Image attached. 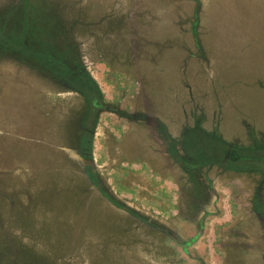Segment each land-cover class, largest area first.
Returning a JSON list of instances; mask_svg holds the SVG:
<instances>
[{"label":"rangeland","instance_id":"1","mask_svg":"<svg viewBox=\"0 0 264 264\" xmlns=\"http://www.w3.org/2000/svg\"><path fill=\"white\" fill-rule=\"evenodd\" d=\"M199 129L264 146V0H0V264H264L259 204L189 217L196 183L178 232L149 145Z\"/></svg>","mask_w":264,"mask_h":264},{"label":"crops","instance_id":"2","mask_svg":"<svg viewBox=\"0 0 264 264\" xmlns=\"http://www.w3.org/2000/svg\"><path fill=\"white\" fill-rule=\"evenodd\" d=\"M137 117L138 116L135 115L134 117H132V119L139 120L136 119ZM159 125L160 128L168 133V130L164 125ZM154 127L156 130L160 129L157 125ZM189 130L192 131V129ZM156 139L155 137H152V142H156ZM157 143H152L151 145H149L150 149L151 147H154V150L149 151L152 158L148 159L150 162H146V165L151 170V172L155 170V165L158 166L157 170H160L161 173H156V171L153 172L156 179H162L163 176H165V178L172 177L173 179L181 182V185L179 184L178 186L171 181H165V184H168L171 187L174 186L176 189L173 204V206H176V211L175 213L173 212L172 215L181 218V220L179 221L178 231L181 235H185L190 231H194V234L197 235L200 231L193 224L188 226L183 223L184 218L187 216V210L185 208L187 204L186 201L194 197L190 194L196 183H202L198 186H202V188L205 189L208 198L205 205L201 207V209H198L197 212H188L189 217H192L194 215L206 216L212 212L219 214L223 210L222 202L225 201L229 202L231 212L235 208L240 210L242 209V207H246V213H249L250 211V214L252 213V208H255V206H258L259 204V206H261V214L264 216V176L262 180H247L246 176H244V174L241 172L242 162L246 161L254 163L255 165L252 167V169L259 167L258 163L261 166L264 164V146L245 145V147L240 148L229 144L227 146L225 145L224 149L222 150L220 145L221 141L216 137L215 134H212L210 132L206 133L203 130L199 129V134L195 135V145L197 148L199 147V145H203L207 149L206 151L207 153H209V155L207 154L206 157H203V160L198 165H187L186 160L184 161V158L186 156L185 153L178 144L175 146L173 145L172 139L166 141V143L168 144L167 148L161 151L158 148L160 145ZM119 145L120 147L118 152H121L122 144H120V141ZM129 145H131V148L137 149L138 152L143 151L141 149V146H138L135 143L134 139L130 142ZM258 150H260L258 152L260 153L259 156H255V159H251L254 155H256L255 152ZM248 151H250L251 153H248ZM142 154L144 156L147 153L143 152ZM174 154H177L182 158V160H178L177 156ZM222 158L227 161L225 163H222ZM128 159L129 157L124 154L122 160L128 162ZM139 162L142 163L143 161ZM177 164H179V167H182V169L184 170V175L190 179L189 181H187L190 184L188 189L186 188L185 181H182L184 179L174 173V167L177 166ZM194 175L198 176V178H193ZM177 192H179L178 196H176ZM182 192H186L188 194L187 200H185L182 196L183 205L180 202V194ZM169 215H171V213Z\"/></svg>","mask_w":264,"mask_h":264},{"label":"flooded vegetation","instance_id":"3","mask_svg":"<svg viewBox=\"0 0 264 264\" xmlns=\"http://www.w3.org/2000/svg\"><path fill=\"white\" fill-rule=\"evenodd\" d=\"M193 148L198 150V151L196 152V153H198V154H197V157H198V158H200L203 154H206V155L208 154V155H209V153H207V151H206L207 149H206L203 145H199V147H198L199 149H198V148L196 147V145L194 144V145H193ZM186 152H187V151H185V153H186ZM201 152H204V153H201ZM188 155H189V154H188Z\"/></svg>","mask_w":264,"mask_h":264}]
</instances>
